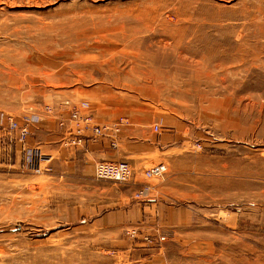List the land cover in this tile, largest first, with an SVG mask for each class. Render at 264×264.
I'll list each match as a JSON object with an SVG mask.
<instances>
[{"label":"rangeland","instance_id":"obj_1","mask_svg":"<svg viewBox=\"0 0 264 264\" xmlns=\"http://www.w3.org/2000/svg\"><path fill=\"white\" fill-rule=\"evenodd\" d=\"M84 100L139 102L188 136L176 229L81 224L85 197L119 181L54 177L39 124ZM7 116L48 170L28 166L30 148L21 163L27 135ZM0 264H264V0H0Z\"/></svg>","mask_w":264,"mask_h":264},{"label":"crops","instance_id":"obj_2","mask_svg":"<svg viewBox=\"0 0 264 264\" xmlns=\"http://www.w3.org/2000/svg\"><path fill=\"white\" fill-rule=\"evenodd\" d=\"M84 101L90 106L87 111L95 120L108 121L104 123L115 126V129L90 135L81 144H66L64 127L55 120L40 121V140H51L56 149L51 164L54 177L73 182L79 188L90 187V183L96 182L94 164L100 159L126 160L131 165L132 175L111 186L100 181L102 192L99 199L94 198L95 194L88 201L85 197L84 204L90 210L86 217H82L81 224L98 227L106 231L105 235L116 237L122 230L132 227L148 236L176 229L183 216H188L181 213L178 206L183 188L175 183L177 178L172 177L173 165L185 155L188 136L176 128H162L152 114L141 111L139 102L106 101L98 112L87 100ZM67 103L64 102L63 106L64 116L72 107V103ZM156 124L158 129H155ZM30 133L25 143L16 146L22 164L28 157ZM154 158L166 162L169 167V172L160 179H150L142 173L143 164ZM142 183L150 185V193L145 198H136L134 192ZM78 216L81 217L80 212L75 213V217Z\"/></svg>","mask_w":264,"mask_h":264},{"label":"built area","instance_id":"obj_3","mask_svg":"<svg viewBox=\"0 0 264 264\" xmlns=\"http://www.w3.org/2000/svg\"><path fill=\"white\" fill-rule=\"evenodd\" d=\"M83 105L84 109L75 107L70 110L67 116L57 118L58 125L64 127L67 132V138L63 139L66 144H81L90 135H100L115 129L113 125L96 122L92 114L87 111L90 106L85 103ZM45 109L49 111L50 106H46ZM7 121L9 128L17 131L18 139L23 140L28 133L27 124H19L11 116H7ZM155 127L157 128V125ZM51 158V153L46 152L41 147L33 146L29 151L28 166L36 171L48 170ZM165 170L166 164L161 161L148 160L142 166L143 174L147 178L161 176ZM94 175L99 179H111L119 182L126 181L132 175V168L126 160L100 159L94 164ZM149 190V184L142 183L135 190L134 196L138 198L143 197L148 194ZM125 232L129 235H135L137 230L136 228H129ZM163 237V235L160 236V238Z\"/></svg>","mask_w":264,"mask_h":264}]
</instances>
